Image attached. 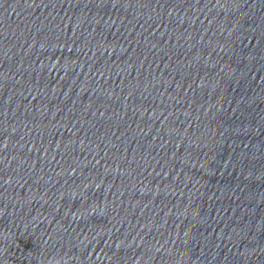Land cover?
Returning a JSON list of instances; mask_svg holds the SVG:
<instances>
[{
  "label": "clouds",
  "instance_id": "obj_1",
  "mask_svg": "<svg viewBox=\"0 0 264 264\" xmlns=\"http://www.w3.org/2000/svg\"><path fill=\"white\" fill-rule=\"evenodd\" d=\"M57 264H59V262H57Z\"/></svg>",
  "mask_w": 264,
  "mask_h": 264
}]
</instances>
